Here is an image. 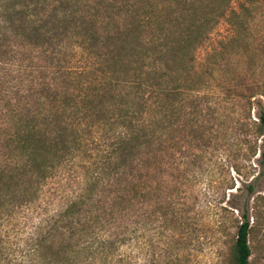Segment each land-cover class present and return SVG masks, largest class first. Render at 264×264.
Segmentation results:
<instances>
[{"label":"trees","instance_id":"trees-1","mask_svg":"<svg viewBox=\"0 0 264 264\" xmlns=\"http://www.w3.org/2000/svg\"><path fill=\"white\" fill-rule=\"evenodd\" d=\"M233 1L0 0V57L11 75L0 264H129L121 248L136 244L140 194L144 202L152 194L140 181H150L156 158L165 163L188 99L196 117L202 102L214 113L233 109L264 147V47L250 31L264 23V0ZM221 22L232 32L196 62ZM261 203L257 196L251 212L244 207L229 264H252Z\"/></svg>","mask_w":264,"mask_h":264},{"label":"rangeland","instance_id":"rangeland-1","mask_svg":"<svg viewBox=\"0 0 264 264\" xmlns=\"http://www.w3.org/2000/svg\"><path fill=\"white\" fill-rule=\"evenodd\" d=\"M236 2L234 0L232 5ZM263 28L264 23L255 20L250 31L264 47L260 37ZM231 32L232 27L223 22L218 24L195 50V61H201ZM262 57L263 54L256 59L260 72L264 69ZM239 62L235 60L234 66L238 63L242 68L244 63ZM10 83L8 61L0 57V132ZM191 101L185 102L183 117L173 119L165 163L156 158L150 181H140V189L143 191L150 185L152 194L149 202H144L140 194L136 244L121 248L129 264H229V248L244 207L251 212L257 196H264L262 137L255 139L249 121L239 119L230 108L214 113L213 106L207 110L202 102L198 108L203 115L196 117ZM258 112L253 106L251 120L257 118ZM244 123L247 126L238 131L239 125ZM249 184L253 192L248 196L246 186ZM149 211L155 214L148 225ZM165 211L173 214L174 223H164L160 215ZM250 222L253 223L252 218ZM261 222L250 240L252 264H264V215Z\"/></svg>","mask_w":264,"mask_h":264}]
</instances>
